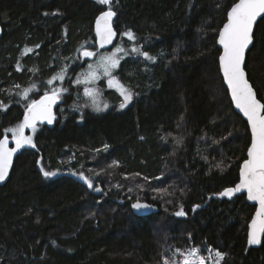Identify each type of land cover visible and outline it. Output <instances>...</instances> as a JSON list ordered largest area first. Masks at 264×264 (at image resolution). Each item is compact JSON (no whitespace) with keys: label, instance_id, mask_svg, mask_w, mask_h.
<instances>
[{"label":"trees","instance_id":"obj_1","mask_svg":"<svg viewBox=\"0 0 264 264\" xmlns=\"http://www.w3.org/2000/svg\"><path fill=\"white\" fill-rule=\"evenodd\" d=\"M234 2L113 0L119 37L104 51L119 43L129 52L114 73L129 81L134 97L118 108V96L105 90L106 109L77 112L70 106L80 90L79 55L103 52L93 27L107 6L0 0V138L12 137L5 130L52 85L67 90L54 124L28 129L35 147L16 156L0 184V264H162L188 247L223 253L221 264H264V237L246 250L255 206L244 194L219 197L238 181L250 142L218 64V31ZM128 30L133 46L155 60L133 56ZM245 70L264 102V19L254 28ZM136 200L158 211L137 216L130 208ZM181 206L185 217L174 215Z\"/></svg>","mask_w":264,"mask_h":264},{"label":"snow or ice","instance_id":"obj_2","mask_svg":"<svg viewBox=\"0 0 264 264\" xmlns=\"http://www.w3.org/2000/svg\"><path fill=\"white\" fill-rule=\"evenodd\" d=\"M97 3L107 6V9L101 11L95 21L96 35L99 38L100 46L104 47L107 44H111L113 38L117 35L112 26V20L116 16V12L112 10L113 0H97ZM258 18L264 19V0H236L227 12L226 22L219 29L217 40V43L223 49L219 55V68L222 71L223 80L230 90L231 99L235 107L247 118V123L251 129V141L247 148V159H244L240 166L239 183L234 188L225 189L220 195L230 197L234 193L246 190L247 198L258 202L259 207L249 225L247 241L249 245L260 244L262 237H264V102L257 98V94L245 72V52L253 43V29ZM123 35L127 36L129 40L136 39L131 30L124 32ZM27 51L31 52L32 49H27ZM132 51L142 54L149 60L156 59L148 52H141L139 47H133ZM122 52L127 54L123 48L117 46L112 53L100 57L97 67L102 68L104 74L109 77L108 86L118 89L123 97L119 107L125 108L132 101L134 94L112 75L113 70L119 66L120 59H122L118 54ZM82 55L84 57H92L96 53L84 50ZM82 75L83 82H91L98 78L97 72L91 64ZM59 78L62 80L64 77L61 75ZM75 82L80 83L82 81L78 79ZM48 83L51 84L52 80H49ZM61 91L67 90L53 88L51 92L45 91L39 100H32L26 106L23 121L16 127L5 130L6 132H11L15 147L8 146L7 135L0 139V181H3L8 175V170L12 166L13 156L18 150L25 145L35 147L32 137L24 135V129L32 128L35 131L37 121H47L49 124L53 122L55 116L52 109L60 99ZM28 92L29 89H25L23 95L27 96ZM85 94L92 98V104L96 111H102L108 107L107 103L101 104L97 100L98 92L95 89L86 87ZM0 107L6 108L2 102H0ZM108 147L107 144L104 145L105 150ZM43 174L45 177L54 175V173L47 171ZM79 175L87 181L88 187H93L92 181L88 177H85L83 173H79ZM99 190L97 189V191ZM132 207L134 209H143L149 206L137 201ZM197 207L199 205H195L193 210ZM175 215H186L182 206ZM201 251V249L196 247H191L186 251L176 249L173 252V258L163 257L162 264H207V257L202 255ZM208 251L210 253L211 249ZM177 255L181 258L176 259ZM222 259L223 254L216 251L215 264H220Z\"/></svg>","mask_w":264,"mask_h":264},{"label":"rangeland","instance_id":"obj_3","mask_svg":"<svg viewBox=\"0 0 264 264\" xmlns=\"http://www.w3.org/2000/svg\"><path fill=\"white\" fill-rule=\"evenodd\" d=\"M124 37L125 38H127V39H129L127 36H125L124 35ZM131 42H130V48H132L133 49V47H137V46H133V41L134 40H130ZM117 46H120L121 48H123V46L121 45V44H119V43H117L111 50H109V51H103V52H95V51H92V52H94V53H96V55H94V56H92V57H89V58H87V59H82L81 57H80V55H79V65H77V66H82V72L79 74V76L77 77V78H75V81H77L78 79H80L82 82H80V83H76V82H74L77 86H78V88L80 89L77 93H76V95H75V101L72 103V105L70 106V107H72L71 109L72 110H76L77 112H81L83 109H85L86 107H91V108H94L93 107V104H92V98L91 97H89L88 95H86L85 94V88L87 87V88H92V89H95L97 92H98V96H97V100L98 101H100L101 102V104H103V103H107L106 101H104V99L103 98H105L104 97V91L105 90H111V91H113L117 96H118V98H119V100L120 101H118L119 103V105H120V103H121V101L123 100V97L120 95V93H119V91H118V89L116 88V87H109L108 86V83H107V81H108V79H109V77L108 76H106L105 74H104V72H103V69L102 68H99V67H97V65L99 64V62H100V57L102 56V55H107V54H109V53H112L113 51H114V49L117 47ZM124 49V48H123ZM125 50V49H124ZM82 51V50H81ZM125 52L127 53V54H125L124 52H122V53H119L118 55L119 56H121L122 57V59H120V62L125 58V57H127L128 55H130L129 54V52L127 51V50H125ZM141 52H143V51H141ZM133 56H140V57H142V59H144L146 62H151V61H153V60H149V59H147L146 57H144L142 54H139V53H136V54H134ZM93 65V68L96 70V72H97V75H98V78L97 79H95V80H93V81H91V82H83V73H85L87 70H88V66L89 65ZM120 64V63H119ZM119 67V66H118ZM117 67V68H118ZM115 70V69H114ZM114 70H113V72H112V75H114L119 81H120V83L121 84H123V86L125 87V88H127L128 90H130L131 92H132V89H131V85L128 83L129 81L128 80H124L122 77H121V75L120 74H118V73H114ZM66 75H67V77L68 76H70L68 73H65ZM63 76V75H62ZM61 82H62V80L61 79H59ZM55 82V79H52V83H54ZM131 86V87H130ZM53 88H55V89H57V90H60L61 89V84H58V85H52V89ZM29 91H30V89H29ZM133 93V92H132ZM133 97H134V95H133ZM60 101V100H59ZM108 105H109V103H107ZM128 104H130V102L128 103ZM127 104V105H128ZM126 105V106H127ZM69 107V108H70ZM62 106L61 105H59L57 108H56V111L57 112H62L63 110H62ZM118 108H120V107H118ZM95 109V108H94ZM56 113V112H55ZM27 129L25 128L24 129V135L25 136H30V134H28L27 135ZM29 133H32V129H30V132ZM11 139V141H13V139H12V137L10 138ZM75 173H77V172H75ZM76 175H79V173H77ZM88 177V176H87ZM90 179H92L91 177H89ZM97 189H100V187L99 186H95L94 187V190L95 191H97ZM189 248H191V247H188V248H186L184 251H186L187 249H189ZM200 249V248H199ZM210 249V248H209ZM209 249H204V250H202L201 251V254L202 255H204L205 257H207V264H215V252L217 251V250H214V249H211V252L209 253ZM223 254V253H222ZM176 259H180L181 257L179 256V255H177V257H175ZM223 259H224V255H223ZM223 259L220 261V264L222 263V261H223Z\"/></svg>","mask_w":264,"mask_h":264},{"label":"water","instance_id":"obj_4","mask_svg":"<svg viewBox=\"0 0 264 264\" xmlns=\"http://www.w3.org/2000/svg\"><path fill=\"white\" fill-rule=\"evenodd\" d=\"M230 8H231V7H230ZM230 8H229V9H230ZM104 10H106V9H104ZM104 10H103V11H104ZM227 12H228V11H227ZM99 14H100V13H99ZM99 14H98V15H99ZM98 15H97V16H98ZM115 17H116V16H115ZM115 17H113V20H112V26H113L114 31L117 33V35L113 38V41H112L111 44H107V45H105L104 47H101V46H100L99 38L97 37V35H96V30H95V29H96V24H95V22H94V27H93V28H94V33H95V45H96L97 50L104 51V50L110 49V48L114 45V43L117 41V39H118V37H119V34H118V32L116 31V29H115V27H114V20H115ZM226 17H227V15H226ZM259 19H260V18H258V20H259ZM258 20H257V22H258ZM95 21H96V19H95ZM225 22H226V20H225ZM225 22H224V23H225ZM224 23H223V24H224ZM223 24H222L221 28L223 27ZM255 26H256V23L254 24V28H255ZM253 32H254V29H253ZM1 35H2V26H1V24H0V37H1ZM217 40H218V35H217V39H216V45H217V47L219 48L220 53H221L223 49H222V46L219 45V44L217 43ZM251 46H252V44L249 46V49H250ZM249 49H247L246 52H245V61H246V54H247V52H248ZM84 50H89V49H83V50L80 52V56H81V58H83V59L89 58V57H84V56L82 55V53H83ZM89 51H90V50H89ZM220 53H219V55H220ZM218 64H219V56H218ZM219 71H220V68H219ZM245 72H246V70H245ZM246 74H247V72H246ZM220 75H221L222 80H223V74H222V71H220ZM247 78H248V76H247ZM249 82H250V80H249ZM223 83H224V86H225V88H226V90H227V92H228V96H229V99H230V101H231V104H232V107H233L234 111L237 112V113H238V114L244 119V121L246 122V124H247V126H248V130H249V133H250V141H251V129H250V126H249L248 123H247V118L243 115V113H242L239 109H237V108L235 107V104H234V102H233L232 99H231V93H230V90L228 89V86H227L226 82H224V80H223ZM250 84L252 85L251 82H250ZM252 87H253V85H252ZM253 89H254V91L256 92V90H255L254 87H253ZM256 94H257V93H256ZM42 95H44V94H42ZM42 95H40L36 100H39L40 97H41ZM257 98H258V96H257ZM258 99H259V98H258ZM59 103H60V101L58 100L57 103L53 106V109H52L53 114H54V116H55V119L53 120V122H52L51 124H49L47 121H37V122H36V126H37V125H42V126H44V125H46V126L53 125L54 122H55V120H56V117H57V115H56L55 112H56V108L59 106ZM25 111H26V109H25ZM24 113H25V112H24ZM23 118H24V114H23ZM26 129L28 130V129H30V128H26ZM3 138H4V136L1 137L0 139H3ZM249 145H250V142H249ZM249 145H248V147H249ZM8 146H9V147H15V141H14V140L11 141V139H10L9 136H8ZM27 147H28V146L25 145L22 149L18 150V152H17L16 154H14V156H13L12 166H13V163H14V160H15L16 156L19 155V154L22 152V150L25 149V148H27ZM248 147H247V148H248ZM245 159H247V151H246V157H245ZM242 163H243V161L240 163V166L242 165ZM12 166H11V167L9 168V170H8V175L5 177V179H4L3 181H0V184L3 183V182H5V181L7 180L8 176H9V174H10V172H11ZM239 172H240V167H239ZM79 178H80L81 180L84 179V178L81 177L80 175H79ZM239 180H240V177H239L238 181L235 183V185L239 183ZM235 185L232 186V187H228V188H234ZM226 189H227V188H226ZM224 190H225V189H224ZM224 190H223V191H224ZM223 191H222V192H223ZM222 192H221V193H222ZM241 194H244V195H245V199H246V201H247L249 204L255 206L254 212H253V214H252V216H251V218H250V220H249V222H248V225H247V241H248L249 225H250V222H251L253 216L255 215V212H256L257 208L259 207L258 202H257V201L249 200V199L247 198V191H246V190H241V192L234 193V194H233L232 196H230V197H229V196H221V195L219 194V197H220L221 199H226V200L230 201V200H232L234 197H236V196H238V195H241ZM137 201H139V200L133 201V202L130 204V208H131L132 212H133L135 215H137V216H147V215H149V214H151V213H154V212H157V211H158V207H157L156 205L151 204V203H148V202H144V201H139V202L142 203V204H146V205H148L149 207H147V208H143V209H134V208L132 207V205H133L134 203H136ZM175 213H176V212H175ZM174 215H175V214H174ZM175 216H176V215H175ZM185 216H186V215H184V216H177V217H185ZM262 238H263V237H262ZM261 242H262V239H261ZM260 245H261V243H260V244H255V245H249L248 242H247V244H246V250H248L250 247H259Z\"/></svg>","mask_w":264,"mask_h":264},{"label":"bare ground","instance_id":"obj_5","mask_svg":"<svg viewBox=\"0 0 264 264\" xmlns=\"http://www.w3.org/2000/svg\"><path fill=\"white\" fill-rule=\"evenodd\" d=\"M81 57V56H80ZM83 59V58H82ZM87 59V58H86Z\"/></svg>","mask_w":264,"mask_h":264}]
</instances>
